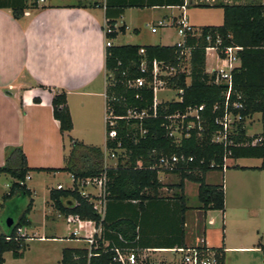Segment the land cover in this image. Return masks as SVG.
I'll list each match as a JSON object with an SVG mask.
<instances>
[{
    "label": "crops",
    "instance_id": "1",
    "mask_svg": "<svg viewBox=\"0 0 264 264\" xmlns=\"http://www.w3.org/2000/svg\"><path fill=\"white\" fill-rule=\"evenodd\" d=\"M31 1L27 0V5ZM104 1L36 0V6H28L18 18L13 16L10 8L0 7V166L4 165L6 149L11 147L23 152L30 168H60L68 151L65 135L93 145L92 134L101 131L106 112ZM213 1L198 2L211 4ZM4 2L6 0H0V4ZM188 2L184 0L185 15ZM127 8L157 11L180 9L176 5ZM125 10L115 23L116 26L125 24L124 32L128 27L123 20ZM165 15L163 13L156 21L164 19ZM159 28L155 31L150 28V33L156 34ZM133 31L140 35L137 27ZM119 34L112 38V44H124L116 42ZM61 90L66 93L72 121L71 130L65 133L59 131L51 107L52 93ZM35 97L39 99L38 102L33 100ZM78 125L81 129H77ZM246 133L253 135L247 132V126ZM105 142L104 136L103 147L95 146L104 152ZM235 160L232 164L246 168L209 170L204 176L207 184H223L222 210L200 208L196 182L184 180L180 192L176 186L178 180L171 181L162 183L155 196L132 200L109 199L105 205L103 224L95 226L92 221L85 220L84 230L78 231L75 236H71L74 226L67 227L70 233L63 236L55 234L53 228L58 220H65V214L54 208L49 198V190L57 188V184H61L59 182L55 185L52 182L45 184L41 218L43 232L33 229L30 215L35 206L32 194H35L36 184L32 181L28 184L32 180L29 170L24 183L30 196L25 201L20 196L7 200L8 206L14 210L17 208L19 216L31 199V208L26 216L29 222L21 227L27 236L26 247L22 256L13 260L22 264H61L62 249L87 248L84 237L94 228L103 246L132 247L145 257L146 264L152 261L177 264L180 253L176 248L201 245L222 250L224 264H264V241L248 230L264 213V169L251 168L258 164H237ZM104 162L111 167L116 166L114 160L109 158H103ZM34 171L53 178L60 172H66L71 178L67 171ZM1 175L8 178V189L12 178L7 173L0 172ZM188 185L192 186L190 196ZM69 187L62 185V189ZM7 189L1 193V197ZM48 227L50 230H47ZM47 231L50 234H46ZM34 241L59 242V245L52 248L30 243ZM78 242L83 244H74Z\"/></svg>",
    "mask_w": 264,
    "mask_h": 264
},
{
    "label": "trees",
    "instance_id": "2",
    "mask_svg": "<svg viewBox=\"0 0 264 264\" xmlns=\"http://www.w3.org/2000/svg\"><path fill=\"white\" fill-rule=\"evenodd\" d=\"M184 0H105L103 3L105 24L113 30L107 34L109 38H115L117 33L126 29L125 24L114 27L127 7H151L155 5L181 6ZM198 6H219L222 8V23L219 25H207L200 27L201 34L192 37L188 34L184 37V45L190 47V69L188 75L178 73L167 80L169 86L182 89L179 101L162 102L158 105V115L155 118L145 119L142 123L147 129L144 137H139L133 142L125 136L130 131L129 126L122 123L123 128L118 130L122 146L126 148L127 158L122 163L121 159L115 167H104L103 152L100 147L83 143L70 137V147L64 155V165L60 168H30L27 166L25 155L17 147L6 149L4 165L0 166V172L7 173L11 178L6 192L2 194L3 201L20 196L25 199L30 196V191L24 181L29 170L44 171H67L75 182L78 178L98 176L105 172L107 177L106 201L143 199L157 195V191L163 186L158 179V169L153 165L158 158L164 155L177 154L179 162L170 173L178 177L176 186L180 192L183 181L190 180L197 183V199L202 209L224 208L223 184H207L204 181L205 173L209 170H222L223 156L230 151L229 158L232 160L242 157L259 158L260 162L251 168L264 169V4L261 0H248L247 2H223L216 1L211 4L197 3ZM36 6V0L27 5V0H6L0 7L11 9L15 18L22 15L28 7ZM209 32L214 39L219 36L221 46L238 45L240 64L232 70L233 92L230 101L240 95L239 109L230 107L234 113H239L242 119L236 123L231 138L232 145H224L210 141V133L216 128L212 122L215 113H221L224 108V87L209 81L205 72L206 53L205 47L208 42L205 34ZM213 39L210 44H213ZM143 47L144 53L138 50ZM179 48L176 44H112L105 47V69L110 76L109 85L106 87L107 95L123 97V101H113L115 111L122 113L128 106L139 108L148 107L152 104V90L149 87L139 89L140 96L135 97L136 89L128 87L127 81L141 74L139 64L145 60L147 68L153 59L164 61L169 64L176 63ZM149 72H147L148 75ZM149 76V75H148ZM187 77L189 80L187 82ZM38 102L39 99H33ZM203 104L204 126L201 135L197 129H190V135L182 138L177 145L168 137L162 126L163 115L176 110L183 111L188 106ZM214 105L217 110L212 112ZM52 115L58 121L61 133L69 132L72 128L71 116L66 102L64 91H54L51 97ZM260 113L262 130L258 134L246 133L245 120L253 113ZM259 138L252 144V141ZM116 141L106 140L107 147L115 146ZM187 157H192L187 160ZM212 164V165H211ZM226 167L246 168V166L227 165ZM49 198L54 208L62 214H76L82 220H89L95 226L103 224L105 217L101 218L91 203L81 196L76 189L52 188L49 190ZM180 198H183L181 193ZM31 208V199L23 211L14 221L11 227L0 231V264L3 262V253L10 251L14 258L22 256L26 247L25 238L15 239L17 227L28 224L27 214ZM184 208V205H183ZM4 235H10L5 239ZM72 236V235H71ZM95 243L91 247L92 255L87 258V248H64L62 249L61 264L80 263L84 264L87 259L89 264H118L112 260V245L103 246L100 238L94 233ZM199 247V246H198ZM199 248H207L214 251L216 264H224L223 252L219 248H208L204 245Z\"/></svg>",
    "mask_w": 264,
    "mask_h": 264
},
{
    "label": "built area",
    "instance_id": "3",
    "mask_svg": "<svg viewBox=\"0 0 264 264\" xmlns=\"http://www.w3.org/2000/svg\"><path fill=\"white\" fill-rule=\"evenodd\" d=\"M42 2L43 0H37ZM182 9L181 13L176 16V18H171L169 21H164V19L157 20L154 24L150 26L152 31H155L157 27H164L167 25H176L178 28V33L181 35V39L173 44L179 48L176 63L169 64L164 61H159L153 59L150 64V69L147 68L145 60H141L139 64L140 75L135 76L127 81L128 87H134L137 91L135 97L140 96L138 90L144 87H149L152 90V104L148 107L139 108L137 106H128L125 108V111L122 113H117L115 111V106L113 101H123V97H116L115 95L106 94V112L104 116L105 122V139L109 141H116L115 146L107 147L105 144L103 158H109L114 160V165H117L119 157L127 158L126 148L122 146L121 137L118 135V130L123 128L122 123L129 126L130 131L125 133L126 137H129L133 142H136L139 137H144L147 133V129L143 127L142 123L145 119L155 118L158 115V105L162 102H171L179 101L180 94L182 89L169 86L167 80L169 77L174 76L178 73H185L188 75L190 69V47L184 45V37L186 34L190 36H198L201 34V31L198 27L191 25L188 22V19L184 13L185 3L179 6ZM116 28L117 26L114 25ZM113 29L105 24L104 27V36H105V46L112 45V38L107 37V34L110 33ZM212 35L207 32L205 34V40L209 43L205 47V53L208 51L214 52V64L207 69L205 66V72L209 77V81L222 85L224 87V108L221 113H215L212 116V122L216 125V128L213 129L210 133V141L214 143L232 145L233 140L231 135L234 132L235 125L238 123L242 116L239 113H234L230 107L234 109H239L241 107L240 95H236V99L230 101V96L233 92V83H232V70L239 66L240 56L239 51L242 49L238 45H228L221 46V40L219 36H215L213 39V44H210L212 41ZM139 54L144 53L143 47H140L138 50ZM206 65V62H205ZM147 72L148 75H147ZM109 76L111 74H108ZM189 77H187L188 82ZM176 90L177 97L169 98H158L156 93L158 90ZM217 105H214L212 112L217 110ZM204 110L205 106L203 104L197 106H188L183 111L176 110L171 113H166L163 115L162 126L166 130L168 137L171 138L173 143L179 144L184 137L190 135V129L196 128L197 134L201 135L204 126ZM246 121V120H245ZM260 139L257 138L252 141L254 144ZM230 151H228L223 156L222 169L226 167L227 158H229ZM192 157H187V160H191ZM179 162V157L177 154L164 155L158 158V161L153 165L158 171L169 172L174 169L176 164ZM124 163V161H122ZM104 167H111L104 162ZM212 165V164H211ZM28 178V175L25 176ZM106 186H107V177L105 172L101 173L98 176H87L83 178H78L73 180L71 176L70 189H76L81 196H84L91 203L92 207L96 212L103 217L105 212L106 205ZM57 188H62L61 184H57ZM66 223H75L74 227L71 230V235L75 236L78 234V231L84 228L85 220H82L76 214H67L65 215ZM89 221V220H88ZM95 229L92 228L89 235L84 237L87 243V258L92 255L91 247L95 243L94 238ZM27 236L21 230V227H17L14 238H20ZM5 239H10V235H4ZM202 246V245H201ZM200 247V246H199ZM195 247H179L176 248L180 253V260L177 264H216V256L214 251H210L207 248ZM112 260L118 264H146L145 257L140 255L139 252L127 246L113 247ZM80 264V263H72ZM84 264H89V260ZM157 264V263H151Z\"/></svg>",
    "mask_w": 264,
    "mask_h": 264
},
{
    "label": "rangeland",
    "instance_id": "4",
    "mask_svg": "<svg viewBox=\"0 0 264 264\" xmlns=\"http://www.w3.org/2000/svg\"><path fill=\"white\" fill-rule=\"evenodd\" d=\"M187 7L185 9L188 22H190L192 25L195 27H202V26H209V25H219L222 23V17H223V11L222 8L219 6H198L194 4L196 1L197 3L199 0H189ZM218 0H214L213 2H216ZM223 2H234L228 1V0H221ZM248 0H237V3H243L247 2ZM262 3L264 4V0H261ZM166 13L164 17V21H169L172 17L176 18L177 15L181 13V9H164L162 11L160 10H153L150 8L142 9V10H137L135 8H126L123 20L125 23L128 25L127 30L124 33H120L118 36V40L116 42L120 43H130V44H137V43H145V44H151L154 43H161L165 45L173 44L181 39V35L178 33V28L176 25H167L164 27H161L158 29V32L156 34L150 33V27L152 23L154 24L156 19L159 17H162V14ZM173 15V16H172ZM137 27L139 29L140 35H136L135 32L133 31V28ZM214 52L208 51L206 54V68L209 69L213 64H214ZM189 80V79H188ZM110 77H108V73L106 72V85H109L110 82ZM107 87V86H106ZM107 92V90H106ZM108 94V93H107ZM157 97L162 100L164 98H169V97H177V91L170 89H159L158 92L156 93ZM247 126V132L249 134H253L256 131L261 130V117L260 113H253L251 117L247 118V121L245 122ZM77 129H81V127L78 125ZM104 136H105V128H104V122L102 121V129L101 131H96V134H92V139H91V144L99 145L103 147L104 143ZM70 136L65 135V144L69 150L70 147ZM68 152V151H67ZM119 159L121 161H125L126 157L120 156ZM235 163L239 164H259L260 159L259 158H253V157H242L238 158L234 161ZM108 163V162H107ZM226 163L232 164L233 160L231 158H227ZM169 172L165 171H159L158 172V179L161 181L163 184H168L171 181H177L178 177L174 173L171 175ZM29 175L32 176V180L28 181V184H31V181L34 182L36 185L35 187V194H32V197L35 199V206L31 212V220H32V225L33 229L38 231L43 232L42 227H41V218L43 214V208H44V191H45V184L52 182L54 185L56 183H61L64 188L68 187L71 183V178L68 173L66 172H60L59 174L56 175L55 178L51 176H46L44 174H36L34 170H31ZM7 184H8V178L5 177V175L0 176V228L4 229L5 228V219L9 216L13 218L14 221L17 220L18 217V211L17 208L14 210L13 207H10L7 205V201H3L1 197V193L7 189ZM191 185H195L194 183H190ZM188 185L187 191L190 196L192 192V186ZM32 186V185H31ZM26 198V197H25ZM22 199V198H20ZM194 199H196L194 197ZM190 202H192V198L189 197ZM22 201H25L22 200ZM75 225V223H66L64 219H60L56 222V224L53 226L55 228V234L59 236L63 235H68L69 233L67 232V227L72 228ZM47 230H50L48 227ZM84 229H81V231ZM248 230L253 231L255 236L264 241V213L260 214L259 219H256V224L253 226H250ZM30 233V230H28ZM68 233V234H67ZM82 233V232H80ZM46 234H50L49 231H47ZM64 238V237H63ZM61 238V240L63 239ZM33 245H41V246H49L52 248H57L59 245V242H30ZM77 245H82L83 242H78L74 243ZM27 250V249H26ZM3 258L4 261L2 264H22L19 261H14L13 256L9 251H6L3 253ZM151 263H157L155 261H152ZM24 264V263H23Z\"/></svg>",
    "mask_w": 264,
    "mask_h": 264
},
{
    "label": "water",
    "instance_id": "5",
    "mask_svg": "<svg viewBox=\"0 0 264 264\" xmlns=\"http://www.w3.org/2000/svg\"><path fill=\"white\" fill-rule=\"evenodd\" d=\"M12 223H13V218L11 216H9V217H7L5 219V225H6V227H11Z\"/></svg>",
    "mask_w": 264,
    "mask_h": 264
}]
</instances>
